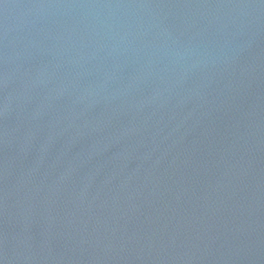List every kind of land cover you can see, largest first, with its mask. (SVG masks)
Instances as JSON below:
<instances>
[{"label": "water", "instance_id": "obj_1", "mask_svg": "<svg viewBox=\"0 0 264 264\" xmlns=\"http://www.w3.org/2000/svg\"><path fill=\"white\" fill-rule=\"evenodd\" d=\"M0 264H264V0H0Z\"/></svg>", "mask_w": 264, "mask_h": 264}]
</instances>
